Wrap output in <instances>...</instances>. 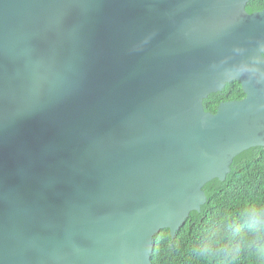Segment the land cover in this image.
Masks as SVG:
<instances>
[{
  "label": "water",
  "instance_id": "1",
  "mask_svg": "<svg viewBox=\"0 0 264 264\" xmlns=\"http://www.w3.org/2000/svg\"><path fill=\"white\" fill-rule=\"evenodd\" d=\"M249 1L0 0V264H152L264 147Z\"/></svg>",
  "mask_w": 264,
  "mask_h": 264
},
{
  "label": "trees",
  "instance_id": "2",
  "mask_svg": "<svg viewBox=\"0 0 264 264\" xmlns=\"http://www.w3.org/2000/svg\"><path fill=\"white\" fill-rule=\"evenodd\" d=\"M263 0H251L247 12ZM245 97L238 82L228 83L204 101L216 113L220 103ZM207 203L193 211L173 240L165 229L155 237L152 264H262L264 228V147L250 149L234 160L225 182L204 187Z\"/></svg>",
  "mask_w": 264,
  "mask_h": 264
},
{
  "label": "flooded vegetation",
  "instance_id": "3",
  "mask_svg": "<svg viewBox=\"0 0 264 264\" xmlns=\"http://www.w3.org/2000/svg\"><path fill=\"white\" fill-rule=\"evenodd\" d=\"M251 1V0H250ZM249 1V2H250ZM249 2H248V4H247V7H248V5H249ZM247 7H246V11H247ZM259 8H262V9H259V10H256V11H254V12H252V13H249V14H254V13H260V12H263L264 11V0H263V3L261 4V6L259 7ZM244 92V91H243ZM246 96V95H245ZM245 98V97H244ZM243 98V99H244ZM242 100V99H241ZM226 102V101H225ZM241 155V154H240ZM238 157V156H237ZM236 159V158H235ZM234 163V162H233ZM233 165V164H232Z\"/></svg>",
  "mask_w": 264,
  "mask_h": 264
},
{
  "label": "clouds",
  "instance_id": "4",
  "mask_svg": "<svg viewBox=\"0 0 264 264\" xmlns=\"http://www.w3.org/2000/svg\"><path fill=\"white\" fill-rule=\"evenodd\" d=\"M259 220V219H258Z\"/></svg>",
  "mask_w": 264,
  "mask_h": 264
}]
</instances>
